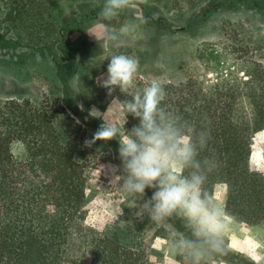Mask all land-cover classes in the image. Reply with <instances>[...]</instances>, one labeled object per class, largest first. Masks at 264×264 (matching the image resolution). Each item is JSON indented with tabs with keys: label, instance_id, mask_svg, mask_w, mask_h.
<instances>
[{
	"label": "trees",
	"instance_id": "obj_1",
	"mask_svg": "<svg viewBox=\"0 0 264 264\" xmlns=\"http://www.w3.org/2000/svg\"><path fill=\"white\" fill-rule=\"evenodd\" d=\"M205 1L132 4L148 11L151 3L182 11ZM0 2L12 6L10 23L19 43L50 49L59 41L73 64L69 36L86 16L55 30L49 0ZM238 66L246 78L227 73L163 86L162 107L207 133L198 158L211 159L215 166L206 189L214 196L217 186L225 188L229 217L238 224L264 227V171L250 164L255 135L264 131V61L245 55ZM115 95L124 99L119 92ZM111 101L103 88L88 103ZM70 111V105L57 98L41 103L13 98L0 106V264H149L144 248L119 243L92 223L97 209V191L88 173L92 156L82 118ZM136 123L129 116L126 128ZM16 142L24 147L21 160L12 150Z\"/></svg>",
	"mask_w": 264,
	"mask_h": 264
},
{
	"label": "rangeland",
	"instance_id": "obj_2",
	"mask_svg": "<svg viewBox=\"0 0 264 264\" xmlns=\"http://www.w3.org/2000/svg\"><path fill=\"white\" fill-rule=\"evenodd\" d=\"M103 3L49 0L55 30L87 17L81 18L78 29L69 36L74 58L71 64L59 41L50 49H33L19 43V33L10 23L12 6L0 2V106L13 98L34 103L57 98L70 105L73 115L82 118L86 141H92L102 121L90 117L89 110L95 107L104 112L112 101L88 102L103 89L97 78L106 74L108 58L113 54L123 53L138 60L135 86L144 87L152 81L163 87L190 77L206 81L227 73L246 78L238 66L243 56L264 61V0H206L182 11L157 3H151L152 10L148 11L132 4L113 22L115 29L134 26L119 48L99 46L90 35H101L105 29L99 14L94 15ZM87 147L92 156L88 173L97 191L92 223L119 243L144 248L149 264H181L169 248L168 229L147 218H137L135 210L128 208L127 198L111 183L112 170L120 164L118 140H97ZM12 150L17 159L25 157L22 144L14 143ZM250 164L264 171V131L255 135ZM213 197L224 209L225 188L217 186ZM209 264H264V227L234 222L232 234L225 237L222 250Z\"/></svg>",
	"mask_w": 264,
	"mask_h": 264
},
{
	"label": "clouds",
	"instance_id": "obj_3",
	"mask_svg": "<svg viewBox=\"0 0 264 264\" xmlns=\"http://www.w3.org/2000/svg\"><path fill=\"white\" fill-rule=\"evenodd\" d=\"M131 7L132 0H104L99 16L105 29L101 35L89 33L99 46L125 44L134 26L115 29L113 22ZM108 61L107 72L97 83L112 102L104 112L89 110V116L102 124L86 144L117 139L120 164L112 170L111 183L127 198L128 208L137 218L168 229L169 248L181 264H209L232 234L234 219L206 189L208 173L215 166L211 159L198 158L207 133L162 107L165 91L159 82L135 90L137 59L120 53ZM129 116L137 121L131 129L126 128Z\"/></svg>",
	"mask_w": 264,
	"mask_h": 264
}]
</instances>
